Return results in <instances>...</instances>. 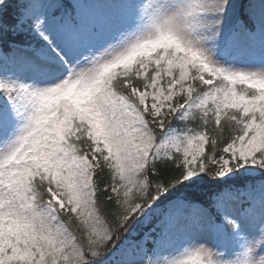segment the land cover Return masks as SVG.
<instances>
[{
  "label": "snow or ice",
  "instance_id": "6c2138e0",
  "mask_svg": "<svg viewBox=\"0 0 264 264\" xmlns=\"http://www.w3.org/2000/svg\"><path fill=\"white\" fill-rule=\"evenodd\" d=\"M0 264H264V0H0Z\"/></svg>",
  "mask_w": 264,
  "mask_h": 264
}]
</instances>
